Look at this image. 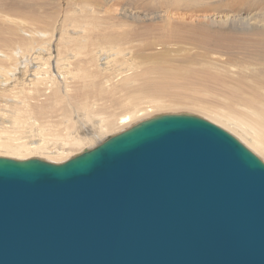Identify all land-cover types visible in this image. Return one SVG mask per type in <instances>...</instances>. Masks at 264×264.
<instances>
[{
	"label": "bare ground",
	"instance_id": "6f19581e",
	"mask_svg": "<svg viewBox=\"0 0 264 264\" xmlns=\"http://www.w3.org/2000/svg\"><path fill=\"white\" fill-rule=\"evenodd\" d=\"M202 1L0 0V157L61 164L183 110L264 162V0L213 2L263 19L236 38Z\"/></svg>",
	"mask_w": 264,
	"mask_h": 264
},
{
	"label": "water",
	"instance_id": "95a60500",
	"mask_svg": "<svg viewBox=\"0 0 264 264\" xmlns=\"http://www.w3.org/2000/svg\"><path fill=\"white\" fill-rule=\"evenodd\" d=\"M0 264H264V162L190 114L61 164L0 157Z\"/></svg>",
	"mask_w": 264,
	"mask_h": 264
},
{
	"label": "rangeland",
	"instance_id": "374dc122",
	"mask_svg": "<svg viewBox=\"0 0 264 264\" xmlns=\"http://www.w3.org/2000/svg\"><path fill=\"white\" fill-rule=\"evenodd\" d=\"M208 3H210V5H204V6H200V7H194V8H189L188 10H190V11H187V12H189V14L191 15L192 14V16L194 15V16H199V15H201L202 17L204 16V17H206V19L205 18H202V20L204 21V23H205V26L207 27V31H209L208 32V34H210V35H212V34H214V36L215 35H218V33H220L219 34V36L220 37H223V38H228V37H232V38H236V37H238V36H235V35H241V36H243L244 35V33L246 32V33H248V32H250V31H252V30H254V26H255V28H257L258 26H259V28L263 25L261 22L259 23L258 22V20L260 21V20H263V19H261V18H259V19H257V17L255 16H250L249 17V15H247V10L245 9V8H242L241 9V7L239 8V7H236V6H233L232 5V7L230 8L229 7V4H228V6L226 5V4H223V6H224V8H222V10L221 9H219L218 8V5L216 6L214 3H215V1L216 0H212L211 2L213 3H211L209 0H206ZM206 1H202V2H206ZM219 2L221 1V2H223L224 0H218ZM141 2L143 3V0H141ZM216 8L215 10H214V7ZM222 6V5H221ZM221 6H219V7H221ZM230 6H231V4H230ZM226 7V8H225ZM228 7V8H227ZM235 7V8H234ZM201 8V9H200ZM237 8V9H236ZM198 9V10H197ZM233 9V10H232ZM240 9V11H238L237 12V10H239ZM243 9H245L244 11H243ZM170 10L171 11H173L174 12V10H172L171 8H170ZM231 10V11H230ZM210 11V12H209ZM235 11V12H234ZM242 11V12H241ZM245 11H246V13H245ZM249 11V10H248ZM199 12V13H198ZM237 12V13H236ZM240 12V13H239ZM239 13V14H238ZM188 14V13H187ZM236 14V15H235ZM189 15V16H190ZM238 15V16H237ZM248 17H247V16ZM244 17V18H243ZM256 19V21H255V19ZM247 18H249V19H247ZM253 18V19H252ZM205 19V20H204ZM252 19V20H251ZM251 22H252V24H254V25H252L251 24ZM256 23H258V24H256ZM250 25H251V27H250ZM259 28H257V29H259ZM249 31H248V30ZM246 30V31H245ZM215 32V33H214ZM218 32V33H217ZM232 35H231V34ZM233 33H234V35H233ZM221 34H224V36L223 35H221ZM228 34V35H227ZM227 35V36H226ZM230 35V36H229ZM213 36V35H212ZM226 36V37H225ZM241 36H239V37H241ZM225 57V58H224ZM223 58L224 59H226V58H229L228 57V55L226 56H223ZM146 106V105H145ZM183 110H181V113L180 112H177V111H175V112H173L172 113V111H168V112H170V113H167V114H188V112L186 111V112H182ZM177 112V113H176ZM162 115V114H161ZM163 115H166V114H163ZM190 115H193V114H190ZM226 132H228V131H226ZM229 133V132H228ZM231 134V133H230ZM232 135V134H231ZM233 136V135H232ZM235 137V136H234ZM236 138V137H235ZM237 139V138H236ZM238 140V139H237ZM244 145V144H243ZM252 152V151H251ZM256 155V154H255ZM257 156V155H256ZM260 160H262L260 157H258ZM263 161V160H262Z\"/></svg>",
	"mask_w": 264,
	"mask_h": 264
}]
</instances>
